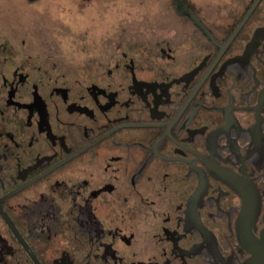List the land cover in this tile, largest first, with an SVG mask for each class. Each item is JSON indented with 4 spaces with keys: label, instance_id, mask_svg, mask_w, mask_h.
I'll return each instance as SVG.
<instances>
[{
    "label": "flooded vegetation",
    "instance_id": "1",
    "mask_svg": "<svg viewBox=\"0 0 264 264\" xmlns=\"http://www.w3.org/2000/svg\"><path fill=\"white\" fill-rule=\"evenodd\" d=\"M141 1L0 51V264H264V0Z\"/></svg>",
    "mask_w": 264,
    "mask_h": 264
},
{
    "label": "rangeland",
    "instance_id": "2",
    "mask_svg": "<svg viewBox=\"0 0 264 264\" xmlns=\"http://www.w3.org/2000/svg\"><path fill=\"white\" fill-rule=\"evenodd\" d=\"M143 8L141 0H0V51L51 52L61 63L79 65L84 53L77 46L98 43L110 32L108 19L135 21Z\"/></svg>",
    "mask_w": 264,
    "mask_h": 264
},
{
    "label": "water",
    "instance_id": "3",
    "mask_svg": "<svg viewBox=\"0 0 264 264\" xmlns=\"http://www.w3.org/2000/svg\"><path fill=\"white\" fill-rule=\"evenodd\" d=\"M179 4H180V10L183 12V13H188L189 14V11H188V9L186 8V6L184 5V3L181 1V0H179ZM253 9V8H252ZM251 9V10H252Z\"/></svg>",
    "mask_w": 264,
    "mask_h": 264
}]
</instances>
